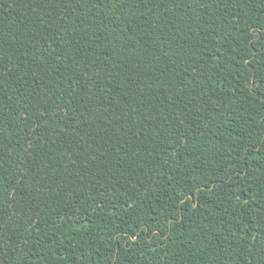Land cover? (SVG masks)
I'll use <instances>...</instances> for the list:
<instances>
[{"label": "trees", "instance_id": "16d2710c", "mask_svg": "<svg viewBox=\"0 0 264 264\" xmlns=\"http://www.w3.org/2000/svg\"><path fill=\"white\" fill-rule=\"evenodd\" d=\"M0 264H264V0H0Z\"/></svg>", "mask_w": 264, "mask_h": 264}]
</instances>
